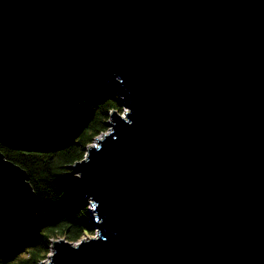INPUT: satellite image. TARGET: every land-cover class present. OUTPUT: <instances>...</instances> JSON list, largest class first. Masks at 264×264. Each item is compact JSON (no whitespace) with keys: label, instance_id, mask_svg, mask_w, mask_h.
I'll return each mask as SVG.
<instances>
[{"label":"water","instance_id":"water-1","mask_svg":"<svg viewBox=\"0 0 264 264\" xmlns=\"http://www.w3.org/2000/svg\"><path fill=\"white\" fill-rule=\"evenodd\" d=\"M125 111L65 179L94 235L38 264H264V0H0V133ZM0 151V231L32 218Z\"/></svg>","mask_w":264,"mask_h":264},{"label":"trees","instance_id":"trees-1","mask_svg":"<svg viewBox=\"0 0 264 264\" xmlns=\"http://www.w3.org/2000/svg\"><path fill=\"white\" fill-rule=\"evenodd\" d=\"M121 109L117 95L102 85L81 97L74 117L62 125L31 129L20 137L0 133V151L27 172L35 193L32 218L0 231V264H38L47 258L52 239L78 242L94 231L89 204L69 188L65 175L108 129L110 111Z\"/></svg>","mask_w":264,"mask_h":264},{"label":"rangeland","instance_id":"rangeland-1","mask_svg":"<svg viewBox=\"0 0 264 264\" xmlns=\"http://www.w3.org/2000/svg\"><path fill=\"white\" fill-rule=\"evenodd\" d=\"M124 111H125V109H124V107H122L120 113L123 114ZM105 132H106V131H105ZM94 232H95V229H94V231L91 232V233H90V232H85L82 238H89V237H91L92 235H94Z\"/></svg>","mask_w":264,"mask_h":264}]
</instances>
